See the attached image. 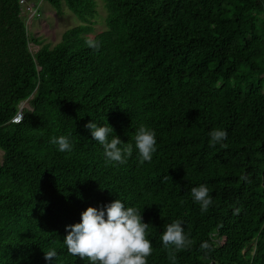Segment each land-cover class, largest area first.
Here are the masks:
<instances>
[{
	"label": "trees",
	"instance_id": "1",
	"mask_svg": "<svg viewBox=\"0 0 264 264\" xmlns=\"http://www.w3.org/2000/svg\"><path fill=\"white\" fill-rule=\"evenodd\" d=\"M46 1L87 23L32 53L21 0H0V264H90L68 253L66 226L117 198L149 224L147 264H173L160 237L177 219L191 243L175 264H264V0H103L93 39L94 0ZM92 120L133 145L152 128V160L134 148L106 163ZM213 128L222 144L209 145ZM60 135L72 152L51 143ZM200 184L204 212L190 195Z\"/></svg>",
	"mask_w": 264,
	"mask_h": 264
},
{
	"label": "clouds",
	"instance_id": "2",
	"mask_svg": "<svg viewBox=\"0 0 264 264\" xmlns=\"http://www.w3.org/2000/svg\"><path fill=\"white\" fill-rule=\"evenodd\" d=\"M90 43V42H89ZM91 137L103 149L106 163L126 164L135 148L140 163L150 162L157 151L156 132L141 124L134 132V145L124 143L108 124L90 121L85 125ZM209 145L222 144L228 132L213 128L208 132ZM51 143L60 152H72L74 145L70 136L53 137ZM190 195L202 212L207 211L213 197L205 184L192 187ZM149 224L143 221V213L136 207L128 206L120 198L99 207H88L81 213L80 222L66 226L67 235L63 242L69 254L87 257L90 264H147L152 243L146 238ZM164 248L170 249L169 259L175 264L174 251L186 248L191 240L185 232L182 220L166 223L160 237ZM57 257L55 251L44 252V259L52 262Z\"/></svg>",
	"mask_w": 264,
	"mask_h": 264
},
{
	"label": "rangeland",
	"instance_id": "3",
	"mask_svg": "<svg viewBox=\"0 0 264 264\" xmlns=\"http://www.w3.org/2000/svg\"><path fill=\"white\" fill-rule=\"evenodd\" d=\"M96 2V14L91 19L93 23V31L88 34L90 39H93L97 34L104 32L107 29V9L103 0H94ZM36 10L39 16L29 18L27 9ZM22 17L25 21L27 33L30 38L29 49L35 53L41 45H35L34 39L42 41V45H48L53 48L57 45L64 32L86 24V19H81L73 14L65 4H62L60 12L53 7L48 1L41 0L40 2L26 1L22 6ZM29 106V101L24 102ZM30 107V106H29ZM3 152L0 150V163L3 162Z\"/></svg>",
	"mask_w": 264,
	"mask_h": 264
},
{
	"label": "built area",
	"instance_id": "4",
	"mask_svg": "<svg viewBox=\"0 0 264 264\" xmlns=\"http://www.w3.org/2000/svg\"><path fill=\"white\" fill-rule=\"evenodd\" d=\"M21 4L25 5V0H21ZM27 14H28L29 18H32L33 16H39V13H37L36 10L30 9V8L27 9ZM27 108H29V106H26V104L24 102L21 103L19 105V110H18L17 114L13 117L11 122L12 123L21 122V120L23 119V116H24V110Z\"/></svg>",
	"mask_w": 264,
	"mask_h": 264
},
{
	"label": "water",
	"instance_id": "5",
	"mask_svg": "<svg viewBox=\"0 0 264 264\" xmlns=\"http://www.w3.org/2000/svg\"><path fill=\"white\" fill-rule=\"evenodd\" d=\"M30 98H32V96H31ZM30 98H29V99H27L26 101L30 100Z\"/></svg>",
	"mask_w": 264,
	"mask_h": 264
}]
</instances>
